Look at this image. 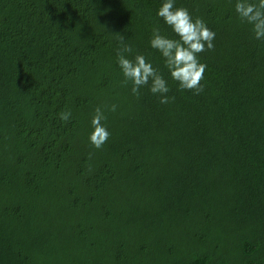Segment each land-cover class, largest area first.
I'll list each match as a JSON object with an SVG mask.
<instances>
[{"label": "trees", "instance_id": "trees-1", "mask_svg": "<svg viewBox=\"0 0 264 264\" xmlns=\"http://www.w3.org/2000/svg\"><path fill=\"white\" fill-rule=\"evenodd\" d=\"M159 6L0 0V264H264V42L234 0H178L217 34L204 90L137 97L116 55L122 37L167 76Z\"/></svg>", "mask_w": 264, "mask_h": 264}, {"label": "clouds", "instance_id": "clouds-1", "mask_svg": "<svg viewBox=\"0 0 264 264\" xmlns=\"http://www.w3.org/2000/svg\"><path fill=\"white\" fill-rule=\"evenodd\" d=\"M234 9L239 20L250 26L253 38L264 42V0H234ZM156 16L170 29L171 35L157 23L152 28L149 45L162 58L167 76L148 56L134 54L132 45L124 44L121 37L122 47L117 51L116 64L123 77L122 85H131V93L137 97L142 89L147 88L161 104L175 99L169 95V79L178 85L180 91L199 95L204 90L202 81L208 68L201 54L214 49L216 32L187 7L178 6V0H160ZM116 110L115 104L110 108L106 105L95 108L89 135V142L95 148L100 149L108 142L111 131L105 113ZM71 115V112L61 113L60 119L68 121Z\"/></svg>", "mask_w": 264, "mask_h": 264}]
</instances>
